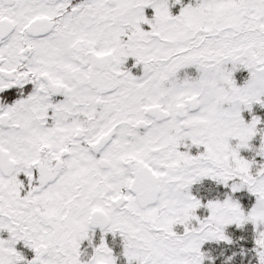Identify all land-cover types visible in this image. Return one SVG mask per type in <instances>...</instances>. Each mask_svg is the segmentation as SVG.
<instances>
[{
    "label": "snow or ice",
    "instance_id": "snow-or-ice-1",
    "mask_svg": "<svg viewBox=\"0 0 264 264\" xmlns=\"http://www.w3.org/2000/svg\"><path fill=\"white\" fill-rule=\"evenodd\" d=\"M257 106L264 0H0V264H264Z\"/></svg>",
    "mask_w": 264,
    "mask_h": 264
},
{
    "label": "trees",
    "instance_id": "trees-1",
    "mask_svg": "<svg viewBox=\"0 0 264 264\" xmlns=\"http://www.w3.org/2000/svg\"><path fill=\"white\" fill-rule=\"evenodd\" d=\"M187 3V0H184ZM179 5H176L173 8L174 12H178ZM151 13V10H148ZM193 71L194 70H190ZM237 78L239 82H242L243 78L247 75L246 71L238 72ZM256 111L258 114L264 115V109H260L257 106ZM248 116L247 113H245ZM250 118V117H249ZM258 143V140L255 141ZM208 182H206L207 184ZM199 186L194 187V191ZM200 191L203 193L205 189L201 188ZM203 211V210H201ZM228 232L232 235L233 243L227 244L225 242L215 243L210 242L204 245V249L209 252V254L215 257V264H225L226 257L231 256L233 253L236 255L233 257V260L228 262V264H255L253 253L250 249L254 246V241L252 238V228L251 225L247 226L246 229H237L235 226H230L228 228ZM241 236L245 238L243 240L240 239ZM205 264H211L210 261H205Z\"/></svg>",
    "mask_w": 264,
    "mask_h": 264
}]
</instances>
